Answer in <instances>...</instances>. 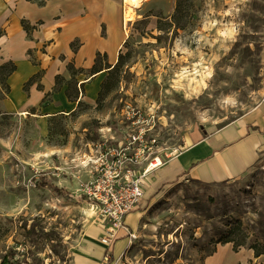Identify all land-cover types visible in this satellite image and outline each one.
Returning <instances> with one entry per match:
<instances>
[{
	"label": "rangeland",
	"instance_id": "374dc122",
	"mask_svg": "<svg viewBox=\"0 0 264 264\" xmlns=\"http://www.w3.org/2000/svg\"><path fill=\"white\" fill-rule=\"evenodd\" d=\"M176 2L155 26L143 17L131 24L133 38L117 66L102 72L105 85L94 101L51 116L43 129L0 106V259L11 250L24 264H74L76 250L91 238L102 244L108 223L89 214L79 194L86 177L75 162L101 133L120 143L127 116L145 119L127 130L148 128L166 158L187 133L208 134L264 102V0H180L177 12ZM63 85L72 98L85 92L76 77L59 79L56 88ZM63 145L70 169L48 170L49 163L59 165ZM151 178L145 177L136 237L117 257L112 242L99 264L109 256L113 264H205L219 248L225 264H264V255L255 259L249 249L219 241L236 219L254 231L255 222H264V150L229 181L182 177L153 187Z\"/></svg>",
	"mask_w": 264,
	"mask_h": 264
},
{
	"label": "crops",
	"instance_id": "0c3cea01",
	"mask_svg": "<svg viewBox=\"0 0 264 264\" xmlns=\"http://www.w3.org/2000/svg\"><path fill=\"white\" fill-rule=\"evenodd\" d=\"M174 1L139 0L131 5L134 17L127 20L125 14L130 5L125 0H44L42 5L30 0H0V29L3 30L0 35V65L10 61L16 66L6 78L9 91L0 101L1 108L14 113L21 120L35 122L43 129L48 126L51 116L74 111V104L78 100L94 101L100 90L101 74L108 70L105 63L112 67L126 42L133 38L128 31L131 24L143 17L149 19L150 26H155L160 15L171 14ZM164 4L170 7L164 9ZM22 20L31 26L29 33L23 28ZM71 42L76 43L75 48L71 47ZM98 58L103 63L100 66L102 70L92 74L90 68ZM69 62L75 69L81 70L75 77L85 88V92L78 94L75 101L66 97V85L55 88L56 75L65 79L70 77L67 69ZM32 77L33 80L24 87ZM46 97L49 99L45 103ZM257 108H260V112L255 111ZM85 146V151L75 164L87 179L90 168L81 163L94 157L97 147L92 142H87ZM68 147L60 146L59 165L53 164L52 168L49 163L48 170L70 169L71 164L66 156ZM262 150L264 102L208 134L194 130L187 133L184 144L168 154L162 164L147 175H152L153 187L182 177L202 182L229 181L246 173ZM23 158L18 155V159ZM24 161L27 164L30 162L25 158ZM138 208L125 218L130 229H133L135 219L139 220ZM127 238L126 231H117L111 247L113 256L116 244ZM129 242L124 243L123 250ZM107 249L105 246L102 253H94L93 260L98 259L96 264L100 263ZM221 251L226 253L225 249L219 248L207 255L205 264H225L226 258L219 257Z\"/></svg>",
	"mask_w": 264,
	"mask_h": 264
},
{
	"label": "built area",
	"instance_id": "2783aa9c",
	"mask_svg": "<svg viewBox=\"0 0 264 264\" xmlns=\"http://www.w3.org/2000/svg\"><path fill=\"white\" fill-rule=\"evenodd\" d=\"M139 122L142 124L145 119L127 116V128L116 145L110 143L112 135L101 133L100 142L95 144V156L81 163L90 168V174L80 184L79 194L108 223L101 240L107 247L115 240L119 229L131 235L125 218L140 205L147 174L160 166L168 156L163 158L159 154L156 138L152 134L147 137L148 128L139 127L137 132L127 130L130 125ZM34 172L35 176L40 174L36 169Z\"/></svg>",
	"mask_w": 264,
	"mask_h": 264
},
{
	"label": "trees",
	"instance_id": "16d2710c",
	"mask_svg": "<svg viewBox=\"0 0 264 264\" xmlns=\"http://www.w3.org/2000/svg\"><path fill=\"white\" fill-rule=\"evenodd\" d=\"M30 1H35L40 5L44 4V0H30ZM180 5H181L180 0H177L176 7H175L176 12L179 10ZM172 16H174V15H172ZM21 24H22L23 28L26 30V32L29 33L31 26L25 20H22ZM2 33H3V30L0 29V35ZM75 44H76L75 42H71L70 45L72 48H75ZM120 57H121V55L119 54L117 62L112 67L108 63H105L106 69L109 68L108 71H110L113 68H115L117 66V63L119 62ZM100 66H101V63H100L99 58H98L95 60V63L93 64V66L90 68V71L92 72V74L102 70V68H100ZM15 68H16L15 64L10 62V61L5 62L2 65H0V84L2 86H4L5 93H7L9 91V86L6 83V78L10 73H12L15 70ZM67 69L70 73V78L75 77V75L81 71V70L75 69L71 62H69L67 64ZM33 78L34 77L30 78L26 82L24 87H27V84H29L33 80ZM59 79L64 80L65 78H63L60 75H56L55 76V84L56 85L59 84ZM104 85H105V83L102 81L100 88L104 87ZM81 86H82V83L80 84V87ZM60 87H58V88H60ZM55 88H56V86H55ZM67 90L68 89L66 87L64 92H65V95L68 98V100L75 101L77 96H78V93L72 98L69 96V93ZM80 102L81 101L78 100L77 104H79ZM255 224L258 226L257 231H254L252 228H249V226L244 225V223L241 221V219H236L235 221L229 223L228 229L225 231V233L223 234L222 238L219 241L222 244L232 243V249L234 251H237L240 247H245L247 249H251L253 252V257L255 259H259L261 256L264 255V222L260 220V221L255 222ZM214 251H215V249H213L208 255L212 254ZM16 252L17 251H11V250L7 251L4 255H2V257L0 259V264H24L26 259H23V260H19L18 258L15 259V256H16L15 253ZM111 260H112V258H111V256H109L107 261L111 262ZM237 264H241V263H237ZM259 264H262V263H259Z\"/></svg>",
	"mask_w": 264,
	"mask_h": 264
},
{
	"label": "bare ground",
	"instance_id": "6f19581e",
	"mask_svg": "<svg viewBox=\"0 0 264 264\" xmlns=\"http://www.w3.org/2000/svg\"><path fill=\"white\" fill-rule=\"evenodd\" d=\"M127 3H129L130 7H128L129 10L126 11L125 14V19H130L132 18V14L130 13L132 11L131 9V5L137 4L139 2V0H125ZM128 12V13H127ZM256 112H260V108H257L255 110ZM158 161L160 160V158L157 159ZM94 208L90 207L89 208V214L92 215L94 214ZM137 219H135V221L133 222V229L134 232L131 233L130 237L127 238V240L131 239L132 237H136V228H137ZM121 241L118 242L116 244L115 247V256H119L123 253V248H124V243L127 241ZM102 243V242H101ZM105 244H100L99 242H94L93 238H91L88 242H86L85 244H83L82 246H80L75 253V258H74V264H96V262L98 261V259L93 260V255L94 253L97 252H101L104 250ZM251 251V249H250ZM226 255V254H225ZM226 256H222V258H225ZM109 264H113V263H109Z\"/></svg>",
	"mask_w": 264,
	"mask_h": 264
},
{
	"label": "water",
	"instance_id": "95a60500",
	"mask_svg": "<svg viewBox=\"0 0 264 264\" xmlns=\"http://www.w3.org/2000/svg\"><path fill=\"white\" fill-rule=\"evenodd\" d=\"M109 69V68H108Z\"/></svg>",
	"mask_w": 264,
	"mask_h": 264
}]
</instances>
